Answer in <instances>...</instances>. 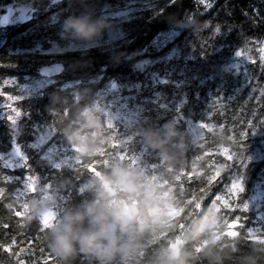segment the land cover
<instances>
[{
  "label": "trees",
  "instance_id": "obj_1",
  "mask_svg": "<svg viewBox=\"0 0 264 264\" xmlns=\"http://www.w3.org/2000/svg\"><path fill=\"white\" fill-rule=\"evenodd\" d=\"M11 7L29 9V17L0 26V264H53L42 226L23 224L16 204L34 194L30 176L45 185L73 179L77 188L63 193L65 203L86 195L52 111L56 96L64 115L97 105L128 110L114 121L105 113L108 150L139 156L147 166L160 161L137 134L141 125L199 130L179 181L188 207L195 213L197 202L214 201L228 221L222 238L239 239L242 252L264 238V198L253 201L264 190V0H0V16ZM127 10L129 19L117 22L114 13ZM85 12L112 28L89 47L63 30L68 18ZM55 66L53 83L24 95L23 85ZM237 218L238 235L228 237Z\"/></svg>",
  "mask_w": 264,
  "mask_h": 264
},
{
  "label": "clouds",
  "instance_id": "obj_2",
  "mask_svg": "<svg viewBox=\"0 0 264 264\" xmlns=\"http://www.w3.org/2000/svg\"><path fill=\"white\" fill-rule=\"evenodd\" d=\"M63 30L69 40L89 47L112 28L85 12L68 18ZM53 104L59 130L73 149V167L84 178L79 191L86 195L65 203L63 193L77 185L64 178L36 185L34 194L16 204L25 213L23 224L47 222L43 239L55 264H264V239L242 252L239 239L222 238L228 221L214 201L195 213L188 207L179 181L189 166V149L199 146V130L179 132L174 122L163 130L141 125L137 134L160 161L147 166L139 156L108 150L103 109L79 107L64 115L63 99L56 96Z\"/></svg>",
  "mask_w": 264,
  "mask_h": 264
},
{
  "label": "rangeland",
  "instance_id": "obj_3",
  "mask_svg": "<svg viewBox=\"0 0 264 264\" xmlns=\"http://www.w3.org/2000/svg\"><path fill=\"white\" fill-rule=\"evenodd\" d=\"M129 11L130 10L120 11V12L114 13V18L117 20V22H120V21H122L124 19L127 20L130 17L129 16ZM2 17H3V15L0 16V26H2V24H1ZM28 17H29V9L23 8L20 12L17 9V13H16V15L13 18V22L24 21V20L28 19ZM262 49H264V43L259 46V51L261 53L260 55L264 56V51H262ZM59 70H60V68L58 66L43 69L41 71V75H42L41 79L34 80L32 82H29L28 84L23 85L22 89L27 91V92L24 93V95L29 94L34 89L42 88V86L44 84L53 83L55 81L54 76L59 72ZM111 88L112 89L110 91L115 90L116 86L113 85ZM0 91H1V89H0ZM4 96L7 99L8 98H12V95L9 94V93L7 95H4ZM1 104H3V101L1 102ZM123 105H124V103L122 104V106ZM96 107H99V108L103 109L104 112L110 117L109 120H111V121L117 120V118L119 119L120 117H122V113L126 114V112L128 111V110L125 111L123 109L122 113H120V109H122L121 106L116 107V110H114V111H112V109H111L112 106H110L109 108H106L105 105H97ZM123 108H124V106H123ZM41 144H42V142H39V146ZM11 156L15 160L19 159L21 157L19 149L14 150L13 154ZM8 161H9L8 164H10V162H12V161H10V159ZM31 184L36 186V185H38V182H37L36 179H33ZM263 198H264V190H263V188H259L258 191L256 192V194L254 195V200L253 201L254 202L255 201H260ZM258 216H259V219H260V218L263 217V214H259L258 213ZM258 227H259V225H258V223H256V224H253L252 226H250L248 229L252 230V231H255L256 229H258ZM229 230L230 229H228L227 231H229ZM231 230H235L236 231V229H231Z\"/></svg>",
  "mask_w": 264,
  "mask_h": 264
},
{
  "label": "snow or ice",
  "instance_id": "obj_4",
  "mask_svg": "<svg viewBox=\"0 0 264 264\" xmlns=\"http://www.w3.org/2000/svg\"><path fill=\"white\" fill-rule=\"evenodd\" d=\"M262 51H264V49H262ZM238 55H240V53H238ZM109 127H111V125H109ZM201 128H208L209 127V125L208 124H206V123H204V124H202L201 126H200ZM245 136L247 135V134H244ZM229 159H231V157L229 156L228 157ZM33 180V177L32 176H30L29 178H28V181H32ZM27 187H28V189L29 190H31V191H34V188H35V186L33 185V184H31V183H29L28 185H27ZM233 189H235V190H237V191H241L242 189L239 187L238 189H237V185H233ZM217 199H219V197H217ZM194 207L195 208H199L200 207V204L197 202L195 205H194ZM16 215H21V213L20 212H17L16 213ZM6 226V225H5ZM47 226V222H44L43 223V225H42V227H46ZM239 226V219L237 218L236 220H233L229 225H228V228L230 229L229 231H227L226 232V235L228 236V237H236L237 235H238V233H237V231H235V230H231V229H235V228H237ZM181 228H182V226H181ZM251 233H249V236L251 237ZM256 240H260V239H264V238H260V237H256L255 238ZM41 252H43V249H41ZM50 259H52L53 260V264H55V260H54V258L53 257H50Z\"/></svg>",
  "mask_w": 264,
  "mask_h": 264
},
{
  "label": "water",
  "instance_id": "obj_5",
  "mask_svg": "<svg viewBox=\"0 0 264 264\" xmlns=\"http://www.w3.org/2000/svg\"><path fill=\"white\" fill-rule=\"evenodd\" d=\"M17 10L14 7H11L10 9L7 10V12L3 15L1 19V24L3 26L10 25L13 21L14 16L16 15Z\"/></svg>",
  "mask_w": 264,
  "mask_h": 264
}]
</instances>
